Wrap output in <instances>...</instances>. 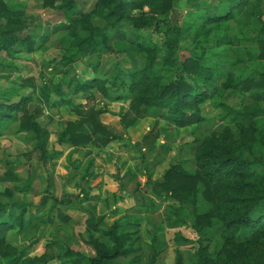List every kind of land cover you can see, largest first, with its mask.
Segmentation results:
<instances>
[{
    "label": "rangeland",
    "instance_id": "1",
    "mask_svg": "<svg viewBox=\"0 0 264 264\" xmlns=\"http://www.w3.org/2000/svg\"><path fill=\"white\" fill-rule=\"evenodd\" d=\"M4 1L11 9L23 12L24 28L16 34L34 37L36 50L31 54L0 52V103H15L31 94L33 88H25L23 83L26 79L35 81L38 90L33 105L41 109L37 121L49 131L48 150L52 158H39L32 134L21 130L20 122L4 125L0 137V201L6 212L0 216V221L10 222L25 210L26 223L24 231L13 230L7 236L8 243L16 247L20 255L0 258V264H62L68 249L93 257L94 251L88 245L90 237L109 244L106 231L115 223L122 231L138 238L140 264L147 263L152 246L160 252L157 264H175L177 250L184 255L186 264H194L196 249L201 243L209 245L211 251L220 249L222 242L215 229L199 235L192 228L195 220L192 205L158 196L155 190L160 189L156 184L174 165H181L194 174L197 170L195 151L200 143L213 133L226 137V128L236 130L239 121L230 117L222 104L235 110L258 105L264 108V101L257 105L251 92L222 91L221 88L229 73L247 79L258 78L264 71V60L259 59L260 43L264 41V2L257 13L248 8L236 11L226 30L211 32L209 40H201L200 47L205 50L194 40L196 31L202 27L204 17L229 8V4L220 7V0H176L168 14L173 25L178 24L189 33L170 56V61L175 60L174 66L163 67L166 81L180 76L182 63L193 55H203L202 65L215 68L210 99L201 106L203 123L179 129L158 110H151L127 131L122 127V140L105 147L93 143L73 147L60 144L57 139L69 122L79 120L73 107L84 104L87 96L74 94L69 85L100 78L110 87L118 70L130 73L141 69L144 59L137 55V49L123 34L107 29L108 46L99 33L93 46L84 47L81 58L67 65L65 57L73 51L68 24L92 11L95 3L76 0L78 7L66 12L45 8L43 0ZM94 25L105 27L99 18L94 19ZM165 32L164 25H153L140 31V35L154 42L160 56L167 58ZM44 82L51 86L60 84L66 101L52 94L48 102H41L39 89ZM110 89L113 98L123 99H106L96 88L94 105L104 111L102 123L105 120L118 125L117 120L121 122L123 116L129 114L131 97L124 96L123 90ZM28 110L35 111V108L29 106ZM256 124L260 134H264V117L256 120ZM82 133L93 135L94 131L85 125ZM256 150L262 159L259 170L264 174L262 147ZM199 208L201 211L209 209L203 197L199 198ZM101 215L106 216L105 226L91 234L86 229L88 219ZM131 257L121 258L118 263L127 264ZM35 259L38 262L32 263Z\"/></svg>",
    "mask_w": 264,
    "mask_h": 264
},
{
    "label": "trees",
    "instance_id": "2",
    "mask_svg": "<svg viewBox=\"0 0 264 264\" xmlns=\"http://www.w3.org/2000/svg\"><path fill=\"white\" fill-rule=\"evenodd\" d=\"M94 9L73 19L68 24L71 39L70 51L65 57L67 65H73L83 53L84 47L93 46L96 35L101 34L103 43L108 46L107 29L123 34L126 41L137 49V55L144 59L141 69L130 73L118 70L110 83L100 78L86 81H75L71 85L76 95L85 94L86 103L75 105L74 112L79 120L69 122L64 132L57 139L60 144L73 147L86 146L93 143L97 147H105L113 141L122 140L121 135L114 134L102 123L104 111L94 105L96 101L93 90L98 88L102 96L113 98L111 89H120L130 96L129 114L123 116L121 124L124 131L132 127L136 121L158 110L161 116L167 117L176 128L183 129L200 125L205 121L201 106L210 99V87L215 79V68L202 65V57L193 55L182 63V74L173 81H166L164 65L174 66L175 60H169L179 48V42L188 29L173 25L168 14L174 9L176 0H91ZM264 0H220L221 6L229 4L204 17V23L195 33L194 40L201 45V40H209L211 32L226 30L227 23L235 18L236 11L248 8L254 13ZM44 7L71 12L78 7L76 0H43ZM23 12L11 9L4 0H0V52L33 53L36 40L31 35L16 34L24 28ZM99 18L105 23L104 28L94 25ZM153 25H164L166 29L168 57H161L154 42L141 37L140 31ZM262 52L259 59L264 60V41L260 43ZM20 47L18 50L16 48ZM202 50H205L203 47ZM33 79H26L23 87L33 88V92L22 97L18 102L0 103V137L3 127L8 122H20L21 130L30 132L35 140V150L41 160H48L52 155L48 150L49 131L37 121L41 113L35 107L38 87ZM75 86V87H73ZM222 91H238L252 93L253 99L264 101V71L258 78L240 79L229 73L223 82ZM41 102H48L52 94L66 101V93L62 86H51L44 82L39 89ZM39 101V100H38ZM32 106L35 111H29ZM235 120H238L235 131L226 128V137L213 133L204 139L195 151L197 170L188 173L181 165H174L156 184L160 189L155 193L160 197H171L182 204H191L194 214V231L202 235L207 230L215 229L221 239L220 249L210 250L209 245L199 244L196 249L194 264H264V174L259 170L262 159L259 158L258 146L262 147L260 157L264 156V134H260L256 120L264 117V108L244 107L232 109L221 105ZM230 116V117H231ZM88 125L93 135L82 133ZM144 168L148 165L143 160ZM150 176V175H149ZM13 178L16 177L13 175ZM203 197L209 209L201 211L199 198ZM65 204V203H62ZM5 205L0 201V216ZM26 211L10 222L0 221V258L10 259L20 255V251L9 244L7 236L10 231H24ZM106 216H93L87 221V231L98 233L105 226ZM109 244L93 236L88 245L94 251L93 257L68 249L62 264H119L121 258H130L127 264H140V248L134 234L122 231L115 223L107 231ZM160 252L152 246L151 255L146 264H157ZM32 263L38 262L31 261ZM175 264H186L180 250L176 252Z\"/></svg>",
    "mask_w": 264,
    "mask_h": 264
},
{
    "label": "crops",
    "instance_id": "3",
    "mask_svg": "<svg viewBox=\"0 0 264 264\" xmlns=\"http://www.w3.org/2000/svg\"><path fill=\"white\" fill-rule=\"evenodd\" d=\"M84 103H86V100H84ZM117 121H118V125H116L115 122H112V121L110 122V121H105V120H104L103 123L106 124V125H108L111 129L113 128L114 129L113 130L114 132L112 131L113 133H116L117 135H121L122 134V126H120L121 125V122L119 120H117Z\"/></svg>",
    "mask_w": 264,
    "mask_h": 264
}]
</instances>
